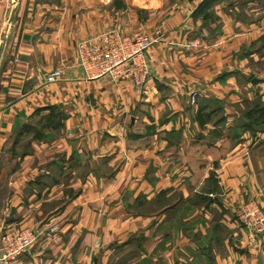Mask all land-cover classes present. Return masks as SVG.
<instances>
[{
	"label": "rangeland",
	"instance_id": "1",
	"mask_svg": "<svg viewBox=\"0 0 264 264\" xmlns=\"http://www.w3.org/2000/svg\"><path fill=\"white\" fill-rule=\"evenodd\" d=\"M61 1L52 2L60 4ZM248 1H259V6L263 5V2L236 0L239 7L237 15L241 19L251 21L250 19L255 17L246 12L248 8H244ZM174 6L167 12L168 21L164 27L158 19L155 22L150 21L153 25L152 35L145 32L149 28L138 25L139 30L130 36V39L136 36L145 37L151 41L152 46H156L161 40L168 38L171 42L167 45L169 58L174 59L177 52L184 53L186 58L178 57L174 63L187 74L182 78L192 79L193 64L197 63L195 55L199 51H205L203 53L206 55L201 57H207L213 48L226 52L230 47L225 46L224 50H220L225 44L224 38H220L224 29L209 27L210 20L216 18L215 12L212 15V8L197 17L193 15L196 10L186 8L188 16L180 26L174 27L176 30L171 34L172 19H178L174 16L179 17L181 12L180 7H177L178 11L175 12ZM126 9L124 0H113L110 10L116 15ZM133 12L141 24L147 22L148 17L156 19L155 16L159 15V12L150 11L147 6L144 8L140 2H136ZM191 17L198 21L202 19L206 23L200 28L202 36L200 35L199 41L204 43L193 41L196 34L191 27L188 28ZM13 20L9 21V25ZM177 32L185 42H176L180 39V36L175 34ZM184 36L192 41L187 43ZM213 41L214 46L211 45ZM254 45H251L248 51L255 47L257 50L260 48L259 51L264 55V35L261 41ZM164 62L171 74H175V66L170 60L167 62L165 59ZM248 62L252 76L236 79L235 88L218 92L221 95L218 100L209 98L210 95L206 92L199 91L201 87H197L198 84L194 80L188 81L185 89L182 87L179 92L175 87L168 86L170 91H167L165 96H173L179 101V95H184L188 108L182 111V108L169 103V106L162 107V114L157 113V116L151 115L149 110L147 115L140 114L138 110L133 111L134 118H127L126 123L119 127L118 134H111L106 130L105 135L98 141L94 134L91 137L88 132H80L78 128L72 129L71 136L68 134L70 138H66L67 115L61 110L56 111L51 118L42 115V118L29 121L19 128L6 149L9 152L5 158L11 164L8 171L0 173V204L9 194L8 183L19 177L17 174L21 176L19 168L28 163L22 158L34 151V143L38 145L36 151L45 152L40 155L39 162H29V166L32 165L35 170H27L25 174H37V169L41 173L42 168H45L50 170L52 175L43 172L35 180L28 182L26 194L37 191L41 195L45 186H54L53 181H56V200L31 207L33 213H43L41 218L38 216L34 221L35 229L40 232L37 244L28 254L12 260L9 264L20 260L32 261L34 264H69L71 261L77 264L79 260L78 264L81 261L82 264L84 261L86 264H154L160 260V251L164 249L161 245L168 244V247H171L180 243L185 246L203 240L206 233L194 232V216L197 215L198 209L207 211L210 195H206V188H202V194H195L194 190L200 187L208 175V163L211 161L208 152L234 151L237 148L236 151L264 153V60L259 62L251 59ZM144 64L147 65L150 76L148 62L145 58H140L135 63L133 74L124 76V79H129L137 88H144L149 76L146 81L138 82L142 70H145ZM254 79L259 82L253 84ZM193 93H197L195 103L191 101ZM149 106L155 105L150 102ZM169 121L173 122L170 128L161 131V127ZM123 132L127 137L123 138L121 146L117 148L115 143L119 142V133ZM63 135L65 138L60 139ZM132 150L136 151V155L131 156L130 161L126 155L115 165H112L111 157L108 156L103 159L106 160L103 165L100 166L97 162L99 158L97 159L96 155L99 151ZM48 151H71V154L58 156L54 168L49 160L52 159V154L48 156ZM150 151L152 154L149 155ZM45 161L47 164H43ZM63 162L67 163L65 168ZM128 163L130 169L126 172L118 171L119 165L122 167ZM211 174L213 176L214 171ZM160 180L163 181L162 188L159 187ZM60 211L65 212L64 217L56 216L57 220H53V215ZM235 214V217L238 215L239 218L240 211ZM215 220L216 227L213 232L222 240L225 234L222 229L224 226L217 222V218ZM238 226L242 229L240 221ZM205 243H208L206 238Z\"/></svg>",
	"mask_w": 264,
	"mask_h": 264
},
{
	"label": "crops",
	"instance_id": "2",
	"mask_svg": "<svg viewBox=\"0 0 264 264\" xmlns=\"http://www.w3.org/2000/svg\"><path fill=\"white\" fill-rule=\"evenodd\" d=\"M52 1L0 0V55L2 54L0 56V173L10 169L11 163L5 158L9 152L6 149L17 130L29 121L40 119L33 116L39 109L55 106L67 115L66 138H70L68 134L71 136L72 129L78 128L80 132H88L91 137L94 134L98 141L105 135L106 130L111 134H118L119 127L126 123L127 118H134L133 111L138 110L140 114L147 115L149 110L151 115L157 116V113L162 114L164 106L170 104L182 108V111L188 108L184 95H179V101L173 96H165L166 92L170 91L168 86L175 87V90L179 92L182 87L185 89L188 81L194 80L198 84L197 87H201L199 91L206 92L210 95L209 98L218 100L221 96L219 91H229L237 85L236 79L247 77V75L252 76L253 72L248 65L249 60L254 59L259 62L264 60L263 53L259 51L260 48L257 50L255 47L248 51L251 45L260 42L264 35V0L261 6L258 5L259 1H248L244 6L248 8L246 12L255 17L250 19L251 21L241 19L237 15L239 7L236 0H224L213 7L212 15L215 12L216 18L210 20L209 27L224 29V34L220 38H224L225 44L220 50L226 47H230V50L221 52L213 48L209 50L207 57H201L206 54L203 53L205 51H199L195 55L197 63L193 64L192 79L182 78L187 74L174 63L178 57L186 58L184 53L177 52L174 59L169 58L167 45L171 42L168 38L161 40L159 45L147 48L145 52L150 76L144 88H137L129 79H124L125 71L132 68L130 65L132 60L115 67L114 74L118 72L115 76L110 73L100 76L90 75L78 58L77 45L80 41L93 33L107 32L114 28H122V33L130 37L139 30L138 25L149 28V31L145 32L153 35L151 30L153 25L150 21L155 22L158 19L163 26L168 21L167 12L175 5L174 11L177 12V7H180L181 12L179 17L174 16L178 19H172L173 27L170 33L174 34L176 30L174 27L180 26L188 16L186 8L191 7V11H195L203 0H187L188 2L185 0H124L127 9L116 14L117 16L110 10L113 0H62L60 4ZM136 2L143 3V7L147 6L150 11L159 12V15L155 16L156 19L150 16L147 22L141 24L133 12ZM15 9L14 20L9 25ZM190 20L192 21L188 28L191 27L196 34L193 41L200 42V35L202 36L200 28L204 21L194 20V17ZM6 29H8L6 41H3ZM175 34L180 36L179 32ZM184 38L187 43L192 41L187 36ZM176 42L181 44L185 40L180 36ZM200 43L204 41L201 40ZM211 45L214 46L215 42L213 41ZM232 50L238 52H232ZM165 59L167 62L170 60V63L175 66L173 67L175 74H171V70L164 62ZM58 69H62L59 80L55 83H47L46 77ZM178 77L183 81L177 79ZM150 102L155 106L148 107ZM172 124L171 121L165 123L161 131L169 129ZM119 136L121 137L119 142L115 143L117 148L121 146L123 138L127 137L125 132L119 133ZM63 138H65L64 135L60 139ZM32 147L34 151L22 158L28 163L19 168L21 176L17 174L19 177L8 183L9 194L7 198L1 200L0 227L5 229L36 228L34 221L38 216L41 218L43 213L39 211L33 213L31 207L56 200L54 197L56 181H53L54 186L51 184L45 186V191L43 190L44 193L41 195L37 191L26 194L28 182L35 180L43 172H47L49 176L52 175V172L45 168H42L41 173L37 169V174H25L27 170L31 172L35 170V168L32 169V165L29 166L31 164L29 162L32 164L39 162L40 155L45 152L36 151L35 148H38V145L35 143ZM236 149L209 151L208 157L211 163H208V175L203 179L200 187L194 190L195 194H202V188H206L203 190L208 192L206 195H210L207 211L198 209L197 215L194 216L196 221L194 232L206 233L203 240L193 245L185 244V246L180 243L171 247H168V244L161 245L164 249L160 251V260L154 264H264V245L247 246L243 230L238 226V215L237 219L235 217V213L248 202H257L264 208V153L261 151L249 153L250 151H236ZM48 152V156L52 154V159L49 160L52 161L54 168L55 160L59 159L58 156L64 157L71 154V151ZM126 155L130 161V157H134L136 151H99L96 156L101 166L106 161L103 159L107 156L111 157L112 165H115ZM163 162L166 161L163 160ZM43 164H47L46 161ZM62 164L65 168L67 163ZM119 168L118 171L126 172L131 166L128 163L122 167L119 165ZM212 171H214L213 176H211ZM159 184L162 188L163 181L160 180ZM27 204L29 206H26ZM64 215L65 212L60 211L57 215H53V220ZM216 218L217 222L224 226L222 229L225 234L222 240L217 233L213 232V228L216 227ZM204 237L208 243H205ZM79 262L80 260L77 264ZM68 263L75 264L72 261ZM14 264H34V262L20 260ZM83 264H86V261Z\"/></svg>",
	"mask_w": 264,
	"mask_h": 264
},
{
	"label": "built area",
	"instance_id": "3",
	"mask_svg": "<svg viewBox=\"0 0 264 264\" xmlns=\"http://www.w3.org/2000/svg\"><path fill=\"white\" fill-rule=\"evenodd\" d=\"M118 28L107 32L92 34L78 44V58L85 71L90 75L114 74V68L132 60V68L125 71L126 77L133 74L137 60L145 58L151 41L145 37H126ZM147 65L142 70L140 81L149 76ZM62 76L57 70L46 77L47 83H55ZM197 93L191 95V101L196 102ZM239 221L242 226L247 246L264 245V208L256 202H248L240 210ZM40 232L35 228L0 227V264H9L12 260L28 254L37 244Z\"/></svg>",
	"mask_w": 264,
	"mask_h": 264
},
{
	"label": "trees",
	"instance_id": "4",
	"mask_svg": "<svg viewBox=\"0 0 264 264\" xmlns=\"http://www.w3.org/2000/svg\"><path fill=\"white\" fill-rule=\"evenodd\" d=\"M224 0H203L202 3L197 7L196 11L193 13L195 17L200 16L202 13H204L206 10L213 9V7ZM207 16V15H206ZM208 15L207 17H209ZM58 107L50 106L46 108L39 109L35 112L33 115L34 118L37 116L38 118H42V115L47 116L48 118H51L52 115L58 111ZM62 112V111H61Z\"/></svg>",
	"mask_w": 264,
	"mask_h": 264
},
{
	"label": "water",
	"instance_id": "5",
	"mask_svg": "<svg viewBox=\"0 0 264 264\" xmlns=\"http://www.w3.org/2000/svg\"><path fill=\"white\" fill-rule=\"evenodd\" d=\"M15 14H16V9L13 11V13H12V16H11V21H12V19H14V17H15ZM7 31H8V29H6V31H5V33H4V38H3V41H6V34H7ZM4 47V46H3ZM2 53H3V49H2ZM2 55V54H1ZM0 55V56H1ZM0 60H1V57H0ZM259 82V80H257V79H254L253 81H252V83L253 84H257Z\"/></svg>",
	"mask_w": 264,
	"mask_h": 264
}]
</instances>
